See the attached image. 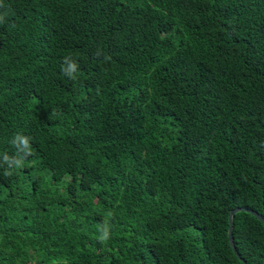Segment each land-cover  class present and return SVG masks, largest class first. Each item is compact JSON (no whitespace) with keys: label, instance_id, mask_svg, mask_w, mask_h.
Listing matches in <instances>:
<instances>
[{"label":"trees","instance_id":"trees-1","mask_svg":"<svg viewBox=\"0 0 264 264\" xmlns=\"http://www.w3.org/2000/svg\"><path fill=\"white\" fill-rule=\"evenodd\" d=\"M0 16V153L17 133L33 149L0 168V264H264L257 217L234 216L241 258L229 239L232 210L264 218V0H0Z\"/></svg>","mask_w":264,"mask_h":264},{"label":"clouds","instance_id":"clouds-1","mask_svg":"<svg viewBox=\"0 0 264 264\" xmlns=\"http://www.w3.org/2000/svg\"><path fill=\"white\" fill-rule=\"evenodd\" d=\"M3 20V16H0V21ZM99 55V53H97ZM79 66L77 62L71 56H65L63 58L61 72L68 79L75 81L77 77ZM56 116V112L53 111L50 114V118ZM30 137L17 133L9 141L13 149H15L14 154H9L8 152L0 153V168L4 169L3 175L5 177H10L13 175V170L20 169L25 166V162L29 157L33 155L32 144L30 142ZM113 213L109 211L106 214V218L98 228L99 235L97 237L101 244H107L112 237V226L110 224V218ZM67 264V262H65Z\"/></svg>","mask_w":264,"mask_h":264},{"label":"water","instance_id":"water-1","mask_svg":"<svg viewBox=\"0 0 264 264\" xmlns=\"http://www.w3.org/2000/svg\"><path fill=\"white\" fill-rule=\"evenodd\" d=\"M240 212H247V213H251L252 215H254L255 217L258 218V220H260L261 222H263L264 224V218L261 214L257 213L256 211H253V210H250L248 208H236L234 210L231 211L230 213V217H229V222H230V228H229V239H230V244L234 250V252L237 254V256L239 258L240 255L239 253L237 252L236 250V247H235V242H234V235H233V230H234V223H233V220H234V216L237 214V213H240ZM243 262H245L243 259H241ZM245 264H247L245 262Z\"/></svg>","mask_w":264,"mask_h":264}]
</instances>
